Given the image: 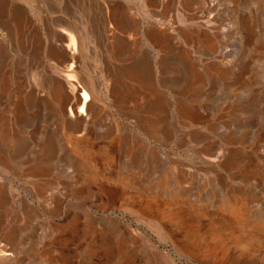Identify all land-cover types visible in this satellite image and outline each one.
<instances>
[{
    "label": "rangeland",
    "instance_id": "obj_1",
    "mask_svg": "<svg viewBox=\"0 0 264 264\" xmlns=\"http://www.w3.org/2000/svg\"><path fill=\"white\" fill-rule=\"evenodd\" d=\"M0 48V264H264V0H0Z\"/></svg>",
    "mask_w": 264,
    "mask_h": 264
},
{
    "label": "bare ground",
    "instance_id": "obj_2",
    "mask_svg": "<svg viewBox=\"0 0 264 264\" xmlns=\"http://www.w3.org/2000/svg\"><path fill=\"white\" fill-rule=\"evenodd\" d=\"M16 22V21H15ZM125 23V22H124ZM120 26H121V24H120ZM28 27V26H27ZM30 28V27H29ZM122 28H124V27H122ZM66 30V32H69V30L68 29H65ZM19 31V30H18ZM62 31V30H61ZM21 32V31H20ZM10 33V32H9ZM63 37H64V39H63ZM63 37H62V40H60V44L58 43V44H53V49L57 52V53H59V51H62V52H64L65 54H66V56H67V54L70 56V58H71V61H72V63L70 64L71 66L72 65H74V61L76 60V57H75V51H76V46H75V43H74V40H73V38L71 37V34L69 35V36H65V35H63ZM31 39V38H30ZM38 41V40H37ZM35 43V42H34ZM52 45V44H51ZM37 46H39V45H37ZM28 47V46H27ZM69 48H70V50H69ZM1 49V48H0ZM42 50V49H41ZM3 51V50H2ZM53 51V50H52ZM73 51V52H72ZM4 52V51H3ZM3 52H0V53H3ZM55 52V53H56ZM68 52V53H67ZM2 55V54H1ZM77 55V54H76ZM4 57V56H3ZM68 57V56H67ZM58 58V57H57ZM69 58V57H68ZM56 60V59H55ZM66 62H68V61H66ZM76 64H78V62L76 63ZM75 64V65H76ZM23 65V64H22ZM69 66V65H68ZM71 66H69L70 68H71ZM76 66H78V65H76ZM63 67H65V66H63ZM68 67V68H69ZM73 67V66H72ZM67 68V67H66ZM60 80V79H59ZM66 83V82H65ZM87 84V83H86ZM63 85V84H62ZM75 86V85H74ZM68 87V86H67ZM64 88V87H63ZM78 88V87H77ZM32 90V89H31ZM64 90V89H63ZM75 91V88H73L72 87V85H71V92L69 91V90H66L65 92H66V95L68 96V97H70L71 99H74L76 96L74 95V92ZM90 92H92V91H90ZM34 93V92H33ZM76 94V93H75ZM78 94V93H77ZM79 95V94H78ZM63 99V98H62ZM89 97H88V94H86L85 92H84V97L83 98H75L74 99V101H75V104H77V103H80L81 104V107L82 108H84L85 106L86 107H89V103H88V101H89ZM1 100V99H0ZM92 100V99H91ZM75 106V105H74ZM90 114H91V112H90ZM87 115V114H86ZM94 115V114H93ZM88 118H89V116H88ZM81 120V119H80ZM82 122V121H81ZM85 125V124H84ZM75 128V127H74ZM75 129H77V128H75ZM79 129V128H78ZM78 129H77V131H78ZM75 132V131H74ZM79 132V131H78ZM80 133V132H79ZM78 134V133H77Z\"/></svg>",
    "mask_w": 264,
    "mask_h": 264
}]
</instances>
